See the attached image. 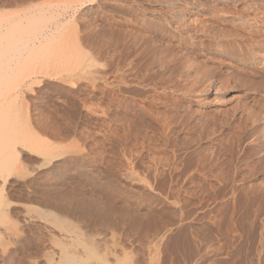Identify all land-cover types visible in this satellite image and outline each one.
<instances>
[{
    "label": "rangeland",
    "instance_id": "rangeland-1",
    "mask_svg": "<svg viewBox=\"0 0 264 264\" xmlns=\"http://www.w3.org/2000/svg\"><path fill=\"white\" fill-rule=\"evenodd\" d=\"M1 1L0 10L3 8L9 9V11L5 9V12L14 11L15 9L19 10V8L25 7L26 4L28 5V0H23L21 2H27L25 6L20 4V0H6L8 1L7 3L3 0ZM30 1L29 3L32 5L37 2H45L44 0H32V2L36 3ZM96 1H98L96 2L98 4L101 2V4H97V6H100V8L102 7V11H100V15L97 17L98 19L91 18L90 21L84 24H81L83 22L79 19L75 21V23L72 22L70 25L71 34L69 33L67 37H78L77 39L74 38L75 41L70 37V41H73V43L75 42V44L78 43L77 41L80 42L82 46L76 44L77 48L79 47V50L85 54V56H88L86 60L90 58V61L85 62L87 66L84 64L81 68L83 70H85L86 67L90 69L88 71L87 69L83 71L81 68H78L75 70V73L71 72L73 75L71 73H63L62 76L57 75L54 77L39 75L38 78L41 77L40 84L35 83L31 87H18L15 89L16 93L15 90L12 91L14 95L20 93L19 97L16 99V104L19 110L22 108L19 111V116H21L20 118L22 119L21 121L27 120V122L26 120L23 122L26 124H23L26 129L28 128V131H31V133L35 131L34 134L36 133V136L39 137L43 143L50 145L51 153L58 155V159L53 162L59 163L68 161L67 163L72 166L70 170L68 169V171H65L58 177L48 173V169L52 166L53 162L51 164L49 163L51 166H48L47 161L43 159L45 157L42 153L33 151L22 155L21 165H23V168H21V171L19 170L21 174L18 173L19 171L15 173L18 176L13 175L5 184L7 186L2 188V192L5 188L3 192L4 196H8L5 197L9 200V202H7L9 203L7 204L9 210H7L8 215L6 214L7 216L5 215L0 221V264H4L5 259L7 260L12 253L16 254L21 244L27 249L32 250V252L34 251L33 254L35 255L36 253L37 255L52 254L53 245L51 243L53 242L46 239L47 236L45 232L25 222L22 213H19L25 204H28V206L32 208L35 207L33 208L34 211H40V209L42 210V207L46 205L45 203L43 204V200L39 198L41 204H39L38 199L35 198L33 200V196L30 194L32 190L26 188L30 180L34 179L36 176L34 180L40 179L41 181H45L46 183H44L46 185L48 184V186L59 184L63 187L65 186V188L67 184H70L69 187L73 188L76 186L75 189L72 188V190L70 189L69 191L76 189L77 191L73 192L79 193L78 190L80 191L77 196L81 199L79 200V198L76 197L79 202L78 200L75 201L76 198L74 197H70L71 199L67 198L64 204L65 202L67 204H65V211L69 209V212L66 211L65 213L63 209L62 212L57 211L56 213H61L64 219L70 220L69 222H71L73 226L75 225V228H78L77 230L82 232L88 230L97 231L96 228L103 230L106 228L109 231L113 229L112 231H115L114 233L118 236L119 244L127 246L131 253L130 259L136 264H148L147 261L150 256L148 254L149 246H157L159 248V252L155 258H157L161 264H264V252H262L264 251V247H262L263 250L260 249L261 251L257 248V241L259 236H261L260 233L262 232V235H264V227L262 229L260 227L258 228V226H260V214L264 213V173H261V168H259L261 167V162L255 160L258 158L256 156V150L253 149V147H249L251 143H246V141L242 139L244 135L239 134L240 130L241 133H243V127H237L240 126L239 123L244 124L248 119V124L244 126V129L247 130V126L252 123V118L249 119V117H246V120L242 119L245 115L247 116L245 112L247 110H243V108L255 111L264 109V61L262 63L260 58L255 55V51L253 55L249 50H247L249 52H244V62L241 61L240 63L227 55H211L208 51L207 40L201 42L196 41L197 44L195 48H190L188 51L187 49L185 50V48L180 50L181 47L178 46L177 43L176 45L178 48H173V45L176 46L174 42H177L178 39L173 36V32L170 29H165L160 22L150 20L151 25L155 26H153L155 31L151 25L148 28L146 27V29H141L142 26L140 24L133 25L131 21H125V13L122 14L117 12L116 10L118 7L116 5L108 4L105 7L106 4L103 3L105 0H100V2L99 0ZM130 1L146 6L152 0ZM130 1L125 0L124 3H122L123 5L119 4V7H127V3H131ZM12 2L16 3L13 4ZM108 8H113L112 10L110 9L113 12L112 14H110L111 11H108ZM128 24H130V26ZM74 25L77 27L75 28ZM150 29L151 31H149ZM164 30H166V32ZM152 33L154 35H152ZM147 34H150L151 37L153 36L151 40V37H149L150 35ZM154 36L157 37L154 38ZM153 39L155 41V46L151 44L152 42L154 44V41H152ZM147 41L151 43L149 44ZM83 43L85 45H83ZM170 43L171 45H169ZM158 46H160L159 49ZM161 46L163 48H161ZM154 47L156 48L155 50L153 49ZM162 49H164V52ZM156 51L160 53V55L157 56ZM177 56L178 58L181 57V59H177L178 61L175 59ZM184 56L186 58L188 57V60L192 63L190 64ZM156 57L160 59V62L157 63L159 59ZM178 62L179 64L181 63V66H184L185 69L184 67H180ZM184 64H186V66ZM128 65L131 66L128 67ZM118 67L121 70H119ZM178 67H180L183 72L179 70ZM187 69L191 75L188 71L186 73L185 70ZM179 72H182V74H179ZM121 74H123V76ZM70 76L71 78H69ZM121 76L122 78H120ZM177 76L183 77L179 79L180 77ZM209 79L210 81L212 80V82L214 81L213 84L216 87L214 86L215 89H213V92L203 95L202 100L198 102L196 96L193 94L199 93L203 85L206 84V80L209 81ZM227 85L228 88H226ZM20 100L23 101L21 102ZM23 102L25 104H23ZM236 102L239 103L238 105L241 107V110H233L235 109L233 108L235 107L233 104H236ZM231 105L232 109L230 107ZM248 106L249 108H247ZM250 107H253V109H250ZM220 108L222 111L223 108H225L226 111L228 110L230 112L227 111L228 114L235 111V117L233 116L235 122L234 118L227 114L228 117L224 110L223 113L226 115L225 117L223 114L225 117L224 121L230 117L233 119H230L231 121L229 123L231 125L228 123L229 120L225 123ZM230 110H232V112ZM191 111L194 112V115ZM198 111L203 113L201 114ZM199 113L200 116L203 115L202 117L205 118V120L201 119L202 117L197 118ZM239 114L243 117H239ZM195 115L197 116L195 117ZM212 117L218 119H213ZM219 117L222 120H220ZM166 118L169 120L167 121ZM196 118L198 120L197 125L200 126L201 122L204 124L201 123L200 126L205 128H202L204 129L203 132L200 128L197 129L199 126L196 125ZM203 120L205 123H210L209 127L212 128L213 125L214 128L212 129L216 131V134H213L214 130L212 131L211 128V131L208 129L207 123L205 124ZM168 122H170V125ZM215 122L219 123L218 128ZM224 123L225 125L222 127L221 125ZM187 124L189 126H194V124V127L197 126L196 129L194 128L196 134L197 132L199 134L202 132L201 135L197 134V137L198 135L203 137L202 135L205 133L204 138H209L206 140V145H204V147L206 146V152L208 151L205 153L207 154L205 156H210L212 152L213 156L211 155V158H206V160H204L205 163L201 164L204 167L201 166L203 168H200L201 171L206 172L208 175L198 170L200 165H197V163H201V156L203 157V155L199 153V150L193 147L192 149L194 150L190 148L193 144L192 142L198 139L196 138V134H193L195 133L194 130L192 131L193 126H190L192 129L189 130L190 127H187ZM219 127L223 129L221 128L220 130ZM168 128L169 130H167ZM206 128L210 131L208 136L206 134L208 133ZM184 131H190L192 134L190 132L189 134L185 133ZM235 131L239 133L237 132V134ZM245 132L246 131H244V133ZM183 133L187 134V136L185 134L183 135ZM211 134H213L212 137L210 136ZM163 135L168 136L162 137ZM189 135L190 138L188 137ZM238 135H240V137ZM191 137L193 141H191ZM184 138L189 140L186 142ZM239 138L240 142L238 141ZM164 140L168 142V144ZM234 140H236V142ZM188 141L192 144H188ZM164 142L165 144H163ZM183 142L186 143V148L189 151L185 152L186 148H184L185 145ZM179 144L181 147L178 146ZM212 146H214V149ZM180 148H184V150L182 151ZM207 148H212L211 152H209L210 150H207ZM215 148L216 152L214 151ZM177 149L180 152L175 151ZM195 150L198 152L195 153ZM190 151L191 153L194 151L193 155L195 154V157L197 156L200 161L194 158V156L189 153ZM252 156L253 158H251ZM213 157L217 159L215 160ZM237 158L240 160H236ZM214 160L218 165L212 162ZM43 161L46 162L45 166V162L42 163ZM256 161H258V163ZM236 162L240 164L238 163L237 165ZM209 163H211L213 167L209 165ZM242 163L243 166L241 165ZM38 165H40V167ZM232 165L234 166L232 167ZM209 166H211V168ZM228 166L230 167L228 168ZM254 166H256V168ZM234 167L236 168L234 169ZM253 167L254 172L252 169ZM209 168L211 171L213 169V173L215 172L216 176H219L216 177ZM225 168H227L226 171H223ZM76 170H82L84 173L88 170L90 173L93 172V177L95 176L97 180H94L96 183H87L86 177H83L86 175H82L80 180L73 177L75 179L73 180L70 176H72V173L77 172ZM251 170L252 172H250ZM46 171L47 174H49V181L47 174L45 175ZM255 171L256 173L257 171L260 172L255 174ZM132 176L137 179L132 183L133 185L123 181L125 177ZM221 176L222 178L223 176L226 178L224 177L225 179H222ZM233 177L234 179H231ZM41 178H43V180ZM194 178L196 179L195 182L192 181ZM229 178L234 180L233 182L236 181V183L233 184ZM81 183L83 184L81 185ZM195 184H198V186ZM107 186L108 188H106ZM186 186L189 187V190ZM22 187L23 190H21ZM69 187H67V190ZM184 187L186 188L185 191ZM178 188L180 190H178ZM177 190L179 192H176ZM186 191L189 193L191 191V193L187 194ZM164 192L167 194H164ZM26 193H29V195H26ZM177 193H179L180 196L177 195ZM229 193L230 195H228ZM88 194L89 196H87ZM170 194H174L173 197H178H174V200L172 196L169 197ZM232 194L233 198L231 197ZM166 195L169 196L166 198ZM224 195L227 198H223ZM178 198L179 200L183 199V208L185 211L188 210V213L184 211L187 219L182 224L179 223L180 210L178 206L179 203H177L179 202ZM70 200L75 202L74 204L77 208ZM85 200L93 205L89 204L88 206ZM190 200L194 202L190 203ZM67 201H70L69 203L71 204ZM167 201L169 202L167 203ZM234 202L238 203L235 204ZM79 205L83 209H81ZM95 206L102 207L107 211L105 214L110 215V217L106 215L103 216L108 217L107 220L109 225L99 223L101 222V215L98 210L95 209ZM86 207H90V210L91 208L96 210H91L89 216L93 215L94 217L92 216V221L88 223L82 220L84 219L83 210H85ZM17 209L18 211L16 212ZM75 209L76 211L72 212V210ZM75 212L77 215L73 214ZM193 215H196V218L193 217ZM111 217L112 219H110ZM188 218H190V220H188ZM197 218L200 220H197ZM254 218L258 219H256V223H254ZM96 220L100 221L97 222ZM8 221L9 223H7ZM94 221L97 222H95L96 225ZM188 221L192 223L190 224ZM91 224H94L95 227L98 226L97 224H100L103 227L101 226V228L99 225V227L94 228ZM185 225H187V227ZM195 225H198V229ZM53 231L56 234L58 233L57 230ZM53 231H50V233L53 235V240L57 242L56 240L58 239H54L55 234H53ZM57 237H59V234Z\"/></svg>",
    "mask_w": 264,
    "mask_h": 264
},
{
    "label": "bare ground",
    "instance_id": "bare-ground-1",
    "mask_svg": "<svg viewBox=\"0 0 264 264\" xmlns=\"http://www.w3.org/2000/svg\"><path fill=\"white\" fill-rule=\"evenodd\" d=\"M3 1L5 3H7L9 0L8 1L3 0ZM22 1L23 0H20L19 1L20 4H22V6L23 5L25 6V3H27V2H23L24 3L23 4V3H21ZM29 1L30 0H28V5L26 4L25 7L21 8V9L19 8V10L18 9H15L14 11H10V12H5V9L6 8H3L4 11H3V9L0 10V221L7 214V210H9L8 209V205H7V204H9V203H7V202H9V200L6 199V197H8V196H6V195H5L6 197L4 196L3 192H4V189L5 188L3 189V192H2V188L4 186H7L5 184L8 182V180L10 178H12L13 175H17L15 173H17L19 170L21 171V168H23V165H21L22 164V158H23L22 155H24L27 152H33V151L42 153L43 156L45 157L43 159L45 161H47V163H48L47 165L48 166H51V165H49V163L51 164L53 161H55L56 159H58L57 158V156H58L57 154H52L51 153V149L49 147L50 145H48L46 143H43L41 141V139L36 136V133L34 134L35 131L33 133H31V131H28V128L26 129V127L24 126L26 124L23 123L26 119L25 120L23 119L24 121L22 122L21 121L22 119L20 118L21 116H19L20 115L19 111L22 108L20 107L21 109L19 110L18 107H17L18 105L16 104L17 103L16 99H17V97H19L20 93H17L16 95H14V94H12V91L15 90L18 87H23V86L31 87L35 83L38 84L39 82H41V80H40L41 77L38 78L39 75H43V76H47V77L48 76H50V77L53 76L54 77V76H57V75H61L62 76L63 73L64 74L65 73H67V74L69 73L70 74L71 72L72 73L73 72L75 73V70L78 69V68H81L84 64H85V66H87V64L85 62L86 61H90V58H89V60H86V57H88V56H85V54H83L79 50V47L77 48V45H79L80 42L76 40L78 42V43H76L77 44L76 45L75 42L73 43V41H70V37L71 36L69 38H67L68 35H69V33H70V27H71L70 25H71L72 22L75 23V21H77L78 19L81 22H83L81 24L87 23L88 21H90L91 18H97L100 15V11H102V7L100 8V6H97L98 3H96V2H98V1H96V0H48V1L47 0H44L45 2H43V3L42 2H37L38 4L36 2H32V0H31L30 2L36 3V4H33V5L31 3H29ZM124 1L125 0H105L103 3L106 4L105 7L108 4H110V5H116L118 7V9L116 10L117 12H120L122 14L125 13L124 14L125 17H126V20L125 21H127V22L128 21H131L133 25L140 24L142 26L141 29H146V27L147 28L150 27V25H151V21L150 20L160 22L161 25L165 29H170L173 32V36L178 39L177 42H174V43H175V45L177 43V45L181 47L180 50L182 48H185V50L187 49V51H188V49H190V48H193V47L195 48V45L197 44L196 41H200L201 42L203 40H207L208 41V43H207L208 51H209V53H211V55L212 54L227 55L228 57L230 56L232 59H234V60H236V61H238L240 63L245 58L244 57L245 56L244 55V52L247 51V50H249L250 52H252V54L255 51V55L260 58V60L262 61V63L264 61V0H206V1H203V0H182V1L181 0H167V1L152 0L146 6H144L142 4L140 5L138 3H133L130 0H128L131 3L128 2L127 3V7L120 8L119 7V4L124 3ZM99 2H100V0H99ZM15 3H13V4H15ZM100 4H101V2L98 5H100ZM3 5H5V4H3ZM102 5H104V4H102ZM16 7H17V5H16ZM1 8H2V6H1ZM113 8H110V9L112 10ZM110 9L108 8V11H111ZM7 11H9V9ZM116 11H115V13H116ZM112 13L113 12L111 11L110 14H112ZM149 21H150V23H149ZM157 22H156V24H157ZM153 23H155V22H153ZM128 25L130 26V24H128ZM77 26H75V28ZM154 27H153V29H154ZM75 28H72V29H75ZM170 30H169V32L171 33ZM138 31H140V30H138ZM149 31H151V29ZM154 31H155V29H154ZM160 31H161V29H160ZM164 31L166 32V30H164ZM75 34H77V33H75ZM80 34H81V31H80ZM161 34H163V33H161ZM147 35H150V34H147ZM152 35H154V34L152 33ZM167 35H168V33H167ZM98 36H99V34H98ZM135 37H136V35H135ZM149 37H151V35ZM152 37L150 38V40L152 39ZM156 37L154 36V38H156ZM71 38L74 40L75 37L74 38L71 37ZM77 38L78 37H76L75 39H77ZM145 39H144V41H145ZM152 41H154V39ZM157 42H159V41H157ZM148 43L150 44L151 42H148ZM161 43H162V41H161ZM151 44L153 46H155V41H154V44H153V42ZM83 45H85V44L83 43ZM169 45H171V43ZM177 45L176 46L173 45V48L174 47H177ZM200 45H201V43H200ZM79 46H82V45L80 44ZM159 47L160 46H158V49H159ZM168 47H170V46H168ZM161 48H163V47L161 46ZM153 49L155 50L156 48L154 47ZM162 50L164 52V49H162ZM185 50H183V51H185ZM189 51H191V50H189ZM249 51H247V52H249ZM156 55L158 56V55H160V53H158L156 51ZM188 55H189V53H188ZM178 56H177V58H175L176 60L177 59H181V57L178 58ZM156 58H158V57H156ZM186 59L188 60V57ZM163 60H164V58H163ZM158 62H160V59H159V61H157V63ZM166 62H167V60H166ZM182 63H183V61H182ZM189 63H190V61H189ZM178 64H179V62H178ZM91 65H92V63H91ZM179 65H180V67H184V66H181V63ZM184 65L186 66V64H184ZM130 66L128 65V67H130ZM188 66H189V64H188ZM128 67H127V69H128ZM160 67H162V66H160ZM180 67H178L179 70H181ZM186 68H188V67H186ZM86 69H87V67H86ZM86 69L83 70L81 68V70H83V71H86ZM89 69H87V71ZM118 69H119V67H118ZM175 69H176V67H175ZM184 69H185V67H184ZM119 70H121V69H119ZM175 71H177V70H175ZM185 71L187 73L188 69L185 70ZM182 72L181 73L179 72V74H182ZM80 73H82V72H80ZM121 73H123V72H121ZM188 73H189V71H188ZM118 75H120V74H118ZM121 75L123 76V74H121ZM122 76L120 78H122ZM180 76H177V77H180ZM186 76H187V74H186ZM182 77H180L179 79H181ZM69 78H71V76ZM174 79H176V78H174ZM70 80H67V81L68 82H71ZM131 80H133V79H131ZM207 81L208 80H206V82H205L206 84L203 85V88L202 89L200 88L201 91L198 90V91H200L199 93L193 94V95L196 96V100L198 102H200L202 100V96L203 95H207L208 93L213 92V89H215L214 88L215 85L213 84L214 81L212 82V80L210 81V79H209L208 82ZM163 82H165V81H163ZM72 85H73V82H72ZM226 88H228V85H227ZM164 91H165V88H164ZM15 93H16V90H15ZM23 104H25V103L23 102ZM234 104H233V106H235V107H233V108H235V109H233V110H235V111H236V109H237V111H238V109L241 110V107H239V105H238L239 103L236 102V104L235 105ZM236 105H237V107H236ZM230 107L232 109V105ZM24 108H25V106H24ZM24 108H23V110H24ZM247 108H249V106ZM251 108L253 109V107H250V109ZM220 110H221V108H220ZM224 110H225V108H223V111L221 110L222 111V113H221L222 118L224 116L226 117V115L229 112L228 110H227L228 112L225 110V112H226V115H225L223 113ZM243 110H247V111H245L246 114H247V116L244 114L245 117L242 118V119H245L246 117H249V119L252 118L251 119L252 120V123H251V125L249 124L247 126L248 128L246 127L247 130H245L244 129L245 128L244 126L246 124H248V122H249L248 119L246 118L247 121H248V122L246 121L247 123L246 122L244 124L239 123L240 126H237L239 128L240 127L241 128L243 127L244 131H246V132L244 133L243 129H242V132L244 134L241 133V130H240V133L238 131L237 132L239 134L244 135L242 139L244 141H246V143L247 142L251 143V146H249V147H253V149L256 150V154H257L256 156L258 158L255 159V160H259L261 162V167H259V168H261L260 169L261 173H264V109L263 110L261 109L260 111H258V110L255 111V110H248V109H244L243 108ZM26 111H28V110H26ZM230 111L232 112V110H230ZM191 112H193V111H191ZM198 112H200V111H198ZM198 112H196V113H198ZM234 112H232L231 114H233ZM200 113L202 114L203 112H200ZM200 113H199V116L197 118L203 116V115L200 116ZM223 114H224V116H223ZM231 114H228V115H230V116H232V118H234L235 117V113L233 115H231ZM193 115H194V112H193ZM196 116L197 115H195V117ZM225 117L223 118V121H224ZM236 117H238V116H236ZM239 117H243V116L239 114ZM24 118H25V115H24ZM197 118L195 119V121L197 120ZM238 118H236V119H238ZM201 119H204L205 120V118H203V117ZM213 119H218V118H213ZM230 119H231V117L229 119L227 118L224 122L226 123V121L229 120L228 121V123H229L231 120H233V119H231V120ZM166 120H167V118H166ZM204 120H203V122H204ZM220 120H222V119L220 118ZM206 121H207V119H206ZM223 121H220V122H223ZM26 122H27V120H26ZM28 122H29V120H28ZM234 122H235V118H234ZM169 123L170 122H168V124ZM176 123H177V121H176ZM192 123H193V120H192ZM201 123H200V126H201ZM206 123L208 125V129H210L211 128V127H209V124L210 123L209 124H208V122H206ZM225 123L222 124L221 126L223 127V125H225ZM175 124H173V125H175ZM197 124H198V120L196 122V125ZM215 124H216V127L218 128V124L219 123H216L215 122ZM176 125H178V124H176ZM190 126L188 125L187 127H190ZM194 126H195V124H194ZM194 126H193V129L190 127L189 130L192 129V131L193 130L195 131L196 127L199 126V125H197L196 127H194ZM200 126L197 129L200 128L202 130V132H203V130L205 128L204 127H200ZM162 127H164V126H162ZM202 128H204V129H202ZM212 128H214L213 125H212ZM221 128L219 127L220 130H221ZM231 128H233V127H231ZM239 128H237V129H239ZM178 129H176V130H178ZM211 129H210V131H211ZM165 130H166V128H165ZM167 130H169V128ZM206 130H207V128H206ZM213 130L214 129H212V131ZM224 130H225V128H224ZM32 131H33V128H32ZM210 131L207 130V132H208V133H206L207 136H208V134H209ZM217 131L220 133V131L218 129H217ZM174 132H175V130H174ZM181 132H182V130H181ZM184 132L189 134L190 131L189 132L184 131ZM199 132H200V130H199ZM202 132L200 134L197 132V134L201 135ZM215 132L216 131L214 130L213 131V134ZM218 132H217V134H218ZM165 133H166V131H165ZM168 133H169V131H168ZM185 133H183V135ZM190 133L192 134V132H190ZM193 134L195 135L196 134V131ZM197 134H196V138L198 140H195L194 142H192L193 144L191 142L189 143V141H188V144H190V145L192 144L190 148L192 149V147H193V148L199 150V153L201 155H203V157L201 156V161H200V159H198L197 156L195 157V154L193 155L194 151H193V153H191V151L189 152V153H191V155L194 156V158H197L198 161L201 162L200 164L197 163V165H200V167L198 169V170H200V168L202 169L204 167L201 164H204L205 163L204 160H206V158H209L211 155L213 156V152H212V154L210 156H208V157L205 156V155H207L205 153H207L208 151L206 152V150H205L206 149V146L204 147V145H206V140L209 139V138H207V137H206L207 139L204 138L205 137V133H204V135H202L203 137H201V136L198 135V137H200V138L197 137ZM213 134H211L210 136L212 137ZM177 135H179V134H177ZM185 135L187 136V134H185ZM231 135H233V134H231ZM242 135H241V137H242ZM164 136L165 135H163L162 137H164ZM166 136H168V135H166ZM238 136L240 137V135H238ZM188 137L190 138V135ZM193 138H194V136H193ZM193 138L191 137V139H192L191 141H193ZM234 138H236V137H234ZM165 140H166V138H165ZM184 140L187 142V140H189V139L186 140V138H184ZM167 141H168V139H167ZM234 141L236 142V140H234ZM238 141L240 142V138L238 139ZM165 142L163 144H165ZM166 143L168 144V142H166ZM177 143H175V144H177ZM180 143H181V141H180ZM183 143H184V145L186 144L185 142H183ZM236 144H238V143H236ZM210 145H212V144H210ZM178 146H180V144ZM214 146H212V148ZM184 148H186V145H185ZM184 148L183 149L180 148V149L183 151ZM212 148H207V150L209 149L210 150L209 152H211V149ZM185 150H186L185 152L189 151V150H187V148ZM192 150H194V149H192ZM175 151H179V150L177 149ZM214 151L216 152V148H215ZM165 152H166V150H165ZM179 152H177V153H179ZM197 152L195 150V153H197ZM182 153H180V154H182ZM183 154H185V153H183ZM252 155H253V153H252ZM213 158L215 160L217 159L215 157H213ZM251 158H253V156ZM193 160H195V159H193ZM215 160L212 161V162H215ZM236 160H240V159L237 158ZM45 161H43L42 163H44ZM209 161H211V160H209ZM67 162H59V163L53 162L52 166L49 167V169H48V173H51L54 176L60 177L59 175H61L65 171H68V169L69 170L71 169V166L72 165L70 166L69 163H67ZM256 162L258 163V161H256ZM211 163H209V165L212 166L213 163L212 164ZM238 163H237V165H238ZM45 164H46V162L44 163V166H45ZM226 165H227V163H226ZM241 165L243 166V163ZM38 166L40 167V165H38ZM42 166H43V164H42ZM42 166H41V168H42ZM172 166H173V164H172ZM201 166H203V167H201ZM211 166H209V167L211 168ZM233 166L234 165H232V167ZM196 167H198V166H196ZM207 167H208V164H207ZM229 167L230 166H228V168ZM236 167H234V169ZM254 167L256 168V166H254ZM254 167L252 168L253 169V172H254ZM210 168H209V170L211 171ZM240 168H242V167H240ZM35 169H36V167H35ZM38 169H40V168H38ZM217 169H218V167H217ZM226 169L227 168L223 169V171L224 170L226 171ZM20 171L18 173H20ZM34 171H36V170H34ZM76 171L77 172L71 174L72 176H70V178L71 177L72 178L74 177L75 179L78 178L80 180L81 177H82V175H86V176H83V177H86L85 179H86V182L87 183H89V184L90 183H96L94 181V180H96L95 179V176L93 177V174H92L93 172L90 173L89 170L86 173H84V171H82V170H76ZM239 171H240V169H239ZM260 171H257V173L260 172ZM200 172L205 173L206 175H208L204 171H201L200 170ZM211 172L213 173V169H212ZM250 172H252V170ZM40 173H41V171H40ZM257 173L255 171V174H257ZM46 174H47V171H46L45 175ZM198 174H200V173H198ZM213 174L215 175V172ZM234 174H235V172H234ZM255 174L253 173L254 176H255ZM222 175H224V174H222ZM250 175H252V174H250ZM39 176H40V174H39ZM218 176H216V177H218ZM225 176H223V178ZM47 177H48V181H49V174H47ZM216 177H214V178H216ZM234 177L231 178V179H234ZM43 178H41V179L43 180ZM74 178H73V180H75ZM221 178H222V176H221ZM34 179L30 180L29 184L26 185L27 187L26 186L25 187L26 188H30L32 190V191H30V190L29 191H30V194L33 196V200L35 198L36 199L39 198V199L43 200V204L44 203L46 204L45 206H43L45 208L42 207V210L40 209V211H37V210L34 211L33 208H35V207L32 208L31 206H28V204L27 205L25 204L26 206L24 205L22 207V210H20L22 212L19 211V213H22L23 220L25 222H28V224H31V225H33V226H35L37 228H40L41 230H43L45 232V235L47 236L46 239H49L50 242H53V243H51L53 245L52 254H41V255H37V253L35 252L36 253V255H35V254H33L34 251L32 252V250L27 249L25 246H23L21 244L22 246L20 245L19 251L16 250V251H18V252H16V254H13L12 253L11 255H9L8 259L7 260L5 259L4 264H136V263H134V262L131 261V259H130L131 258V253L128 250L127 246H123V244H119V242H118V236H116V234L114 233L115 231H112L113 229L111 231H109L106 228L104 230L103 229H100V228L99 229L96 228V227H99L100 224H105V225L108 224V220H107L108 217H103V216L106 215L105 212L107 213V211L105 209H103L100 206L99 207H96L95 206V209L98 210L99 214L101 215V218L100 217H97V218H100L101 222H99L100 220L99 221L96 220L100 224H97L98 226L95 227L94 224L96 225L97 222L94 221V224L93 225L91 224V225H92V227L96 228L97 231H92V230H90V231L88 230L86 232L79 231V230H77L78 228H75V225L73 226V224L71 222H69L70 220L68 221V220L64 219V217H62L63 215L61 213L58 214L56 212L57 211H61L62 212L63 209L65 211V207H66L65 204H66V202L64 204V201L67 198H70V197H74V198L77 197V198H79L77 196V194H79L80 191L78 190L79 193L73 192V191H77V189L76 190H73V191H69L70 189L72 190V188H73V187H69L70 184H67V187H69V189L67 190V187L65 188V186L63 187L60 184L59 185H54V186H52V185L51 186H48V184L47 185L45 184L46 183L45 181H41L40 179H36V180H34ZM135 180H137V179H135L133 176L132 177H125L123 179L124 182H128L129 184H132L133 182H135ZM195 180L196 179L194 178V180H192V181L195 182ZM218 180H215V181H218ZM20 181H22V180H20ZM51 181H52V178H51ZM201 181H199V182L202 183ZM231 181L233 182L234 180H231ZM219 182H220V180H219ZM234 183H236V181L233 182V184ZM73 184H75V183H73ZM77 184H78V181H77ZM82 184L83 183H81V185ZM226 184L228 185L227 181H226ZM180 185H182V184H180ZM195 185L198 186V184H195ZM220 186H221V184H220ZM186 187H188V186H186ZM252 187H254V186H252ZM75 188H76V186H75ZM75 188H73V189H75ZM78 188H79V186H78ZM106 188H108V186ZM226 188H227V186H226ZM226 188H225V190H226ZM185 189L186 188L184 187V191H185ZM249 189H251V188H249ZM21 190H23V187H22ZM178 190H180V189L178 188ZM178 190L176 192H179ZM188 190H189V187H188ZM191 191H192V189H191ZM191 191H190V193H191ZM186 192H187V194L189 193L188 191H186ZM193 192H192V194H193ZM234 192H236V191H234ZM168 193H169V191H168ZM231 193H232V191H231ZM164 194H167V193L164 192ZM174 194H172V195L170 194V196L169 195L168 196L169 197H171V196L173 197ZM182 194H184V193H182ZM26 195H29V193H26ZM84 195H83V197H84ZM177 195H179V193H177ZM225 195L223 196V198L226 197ZM228 195H230V193ZM87 196H89V194ZM168 196L166 195V198ZM215 196H216V194H215ZM232 196H233V194L231 195V197ZM234 196H236V195H234ZM26 197H28V196H26ZM174 197H173V199H174ZM177 197L178 196H176L175 198H177ZM77 198L75 199V201L78 200ZM212 198H215V197H212ZM5 199H6V201H5ZM39 199H38V202H39ZM80 199L81 198H79V200ZM235 199H239V198H235ZM79 200H78V202H79ZM171 200H172V198H171ZM178 200H179V198H178ZM182 200H179V202H177V203H179L178 206H179V210H180V216L179 215H177V216L180 217L179 223H181V224L183 222H185L186 219H187V217L185 216V213H184L185 209L183 208V204H182L183 201ZM263 200H264V198H263ZM70 201L73 204L75 203V202H73V200H70ZM185 201H186V199H185ZM165 202H166V200H165ZM168 202L169 201H167V203ZM193 202L194 201H191L190 203H193ZM175 203H176V201H175ZM237 203H235V204H237ZM39 204H41V202H39ZM69 204H71V203H69ZM89 204L90 203H88L87 205L89 206ZM186 204H187V202H186ZM223 204H226V203H223ZM80 205H82V204H80ZM90 205H93V204H90ZM74 206H75V204H74ZM176 206H175V208H176ZM70 208H71V206H70ZM80 208H81V206H80ZM105 208H107V207H105ZM81 209H83V208H81ZM95 209L94 208H91L92 211H94ZM91 210H90V207H86L85 210H83L84 211V214H83L84 219H82V220H85V222L87 221V223L90 222V221H92L91 217L93 215L91 214L92 216H89V214L91 213ZM113 210H114V208H113ZM17 211H18V209L16 210V212ZM66 211L69 212V209L66 210ZM66 211H65V213H66ZM73 211H76V209L75 210H72V212ZM186 211L188 213V210H186ZM255 213H253V214H255ZM73 214L74 215L75 214L77 215L76 212L73 213ZM78 215H79V213H78ZM189 215H191V214H189ZM106 216H109L110 217V215H106ZM195 216L193 215V217H195ZM190 217H192V216H190ZM248 217H249V215H248ZM263 218H264V213L260 214V217H259V224H260V226H258V228L260 227L262 229L264 227V220H263ZM110 219H112V217ZM192 219H194V218H192ZM256 219H255V222L254 223H256ZM188 220H190V218H188ZM197 220H200V219L197 218ZM197 220H196V222H197ZM192 222H193V220H192ZM7 223H9V221ZM195 223H193V224H195ZM181 224H179V225H181ZM101 226L102 225H100V227ZM185 226L187 227V225H185ZM190 227H192V226H190ZM195 227L197 228L198 225L197 226L195 225ZM90 229H91V227H90ZM53 230H57L58 233L56 234ZM50 231H53V234H55L57 236L59 234V237H57V236L54 235V237H55L54 239H56V238L58 239V240H56L57 242H55L53 240V235L50 233ZM260 234H261V236H259V239L257 241V248H258V250H260V249L263 250L262 247H264V238H263L264 235H262V232ZM158 252H159V248L157 246H149L148 247V254L150 255L149 258H148V261H147L148 264H161L160 261L157 258H155V256L157 255ZM262 252H264V251H262Z\"/></svg>",
    "mask_w": 264,
    "mask_h": 264
}]
</instances>
